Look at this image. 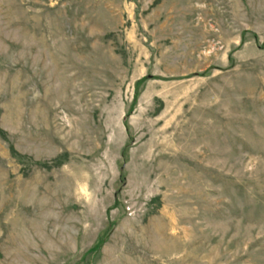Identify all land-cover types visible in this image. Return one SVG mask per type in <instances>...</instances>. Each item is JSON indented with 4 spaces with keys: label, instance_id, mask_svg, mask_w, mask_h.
Listing matches in <instances>:
<instances>
[{
    "label": "rangeland",
    "instance_id": "rangeland-1",
    "mask_svg": "<svg viewBox=\"0 0 264 264\" xmlns=\"http://www.w3.org/2000/svg\"><path fill=\"white\" fill-rule=\"evenodd\" d=\"M0 264H264V0H0Z\"/></svg>",
    "mask_w": 264,
    "mask_h": 264
}]
</instances>
